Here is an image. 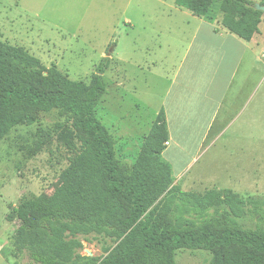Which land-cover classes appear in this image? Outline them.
I'll list each match as a JSON object with an SVG mask.
<instances>
[{
	"label": "trees",
	"instance_id": "obj_1",
	"mask_svg": "<svg viewBox=\"0 0 264 264\" xmlns=\"http://www.w3.org/2000/svg\"><path fill=\"white\" fill-rule=\"evenodd\" d=\"M264 0H176L197 17L212 19L251 42L259 33ZM108 59L91 81H73L46 67L25 48L0 41V142L16 127L36 124L58 111L69 124L60 142L74 154L50 196L22 197L7 221L18 222L6 257L29 264H177L179 251L210 253V264H264V199L230 189L185 192L163 158L170 139L161 109L136 162L117 157L116 140L97 117L108 85ZM250 212L255 229L239 219ZM115 243L106 257L81 254L80 237Z\"/></svg>",
	"mask_w": 264,
	"mask_h": 264
},
{
	"label": "rangeland",
	"instance_id": "obj_2",
	"mask_svg": "<svg viewBox=\"0 0 264 264\" xmlns=\"http://www.w3.org/2000/svg\"><path fill=\"white\" fill-rule=\"evenodd\" d=\"M212 15L219 16L218 7ZM191 17L176 0H0V41L25 48L46 67L57 66L73 81L89 83L108 59L104 74L108 94L97 108V117L115 138L117 157L133 165L163 108L168 77L185 50L186 35L193 30L188 24ZM262 29L264 44V25ZM261 87L255 96L264 95V81ZM68 119L58 111L42 114L36 124L18 126L0 142V229L5 232L12 230L13 235L19 225L3 223L10 206L18 205L22 197L45 198L60 187L61 174L74 156L59 141ZM259 121L260 126L252 122L245 134L235 137L242 140L243 151L233 146L231 153L202 155L193 171L207 164L210 175L206 174L203 184L182 187L183 191L203 194L211 190L209 182L213 184L215 175L209 163L214 160L221 171L231 166L229 171L242 172L244 178L219 175L217 187L244 198L264 199L263 114ZM233 164L245 166L237 170ZM239 222L251 229L258 225L250 212ZM80 239L85 256L104 258L115 247L104 236ZM211 259L208 252L184 250L177 253L176 263L210 264ZM18 261L30 262L27 257Z\"/></svg>",
	"mask_w": 264,
	"mask_h": 264
},
{
	"label": "crops",
	"instance_id": "obj_3",
	"mask_svg": "<svg viewBox=\"0 0 264 264\" xmlns=\"http://www.w3.org/2000/svg\"><path fill=\"white\" fill-rule=\"evenodd\" d=\"M191 18L193 21L188 24H192L193 30L186 35L185 50L176 60L162 96L170 136L163 158L172 166L176 183L188 189L203 184L210 175L207 164L199 166L198 172L193 171L202 155L231 153L233 146L243 151L242 140L235 137L245 134L252 122L260 126L259 119L264 115V95L253 94L259 92L264 81V16L260 31L251 42L227 31L219 16ZM178 162L182 165L176 170ZM209 164L215 175L213 184L209 182L211 190H223L217 187L219 175L244 180L242 172L236 174L227 169L231 166L221 171L214 160ZM243 166L233 164L232 168L244 169ZM9 212L10 209L2 216L4 224L9 223ZM3 229H0V264H13L5 254L13 231Z\"/></svg>",
	"mask_w": 264,
	"mask_h": 264
},
{
	"label": "water",
	"instance_id": "obj_4",
	"mask_svg": "<svg viewBox=\"0 0 264 264\" xmlns=\"http://www.w3.org/2000/svg\"><path fill=\"white\" fill-rule=\"evenodd\" d=\"M256 9H257L258 11H261V12L264 13V6H263V5L257 3V4H256Z\"/></svg>",
	"mask_w": 264,
	"mask_h": 264
}]
</instances>
